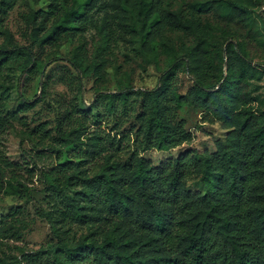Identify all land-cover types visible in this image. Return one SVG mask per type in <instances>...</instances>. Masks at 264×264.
Here are the masks:
<instances>
[{
  "label": "trees",
  "instance_id": "trees-1",
  "mask_svg": "<svg viewBox=\"0 0 264 264\" xmlns=\"http://www.w3.org/2000/svg\"><path fill=\"white\" fill-rule=\"evenodd\" d=\"M173 1L136 0L131 11L130 33L143 45L151 40L156 54L160 49L168 57L161 87L142 93L138 102L132 148L122 147L124 140L131 141L130 134L118 142L98 132L87 136V142L82 139L91 120L100 125L109 118L112 128L120 126L134 106L130 100L135 93L130 88L97 92L92 107L81 101L56 118L51 152L60 161L61 154L71 150L80 161L68 159L41 173L49 209L39 207L36 215L48 223L50 238L30 262L37 263L35 258L42 255L54 264H264V118L249 107L255 101L249 87L264 79V65L254 64L244 42L234 37L223 41L224 50L208 37L197 36L196 46L185 53L154 39L164 31L196 34L202 14L211 9L232 23L240 15L238 22L248 26L251 35L259 33L257 21L242 2L197 3L174 12L165 8V3ZM127 2L50 0L47 11L25 8L19 15L25 25L22 36L29 43L20 44L5 22L13 10L26 7L25 0H0L5 36L0 44V147L14 122L22 121L20 113L45 100V84L40 87L44 95L33 101L24 99L22 91L24 81L43 76L49 64L35 49L41 52L84 35L90 24H97L92 13L98 4L114 11L110 20L121 26ZM258 19L264 26V9ZM111 29L108 22L101 27L107 43L117 37ZM224 53L227 73L213 85V71L219 72L216 61L223 60ZM63 60L73 67L82 88V75L101 66L86 64L78 52ZM181 68L191 76L195 101L205 105L228 132L217 141L213 154L187 152L155 167L140 153L154 148L167 151L189 140V134L174 123L175 113L186 101V95L171 90ZM14 73L20 74L22 99L15 110L9 109L14 87L8 79ZM103 102L105 112L94 113ZM41 126L39 132L45 135ZM22 168L0 148V192L35 201L32 191L36 189L23 181ZM6 172L11 173L10 179H5ZM192 181H198L203 190L189 189ZM0 264L6 263L0 259Z\"/></svg>",
  "mask_w": 264,
  "mask_h": 264
},
{
  "label": "rangeland",
  "instance_id": "rangeland-1",
  "mask_svg": "<svg viewBox=\"0 0 264 264\" xmlns=\"http://www.w3.org/2000/svg\"><path fill=\"white\" fill-rule=\"evenodd\" d=\"M119 1L121 0H107L106 4L111 5ZM222 1L226 0H174L171 4L165 3V8L178 12L183 9L188 10L197 3L218 4ZM231 1L242 2L249 7L251 19L257 21L255 29L259 30V33L251 35L248 26H243L238 22L240 15L232 23L220 18L211 9L208 13L202 14V27L197 29L196 34H173L164 31L154 38L155 41L163 40L167 46L175 45L182 53H185L196 46L197 36L208 37L217 47L223 46L226 38L234 37L236 41L244 42L254 64L264 65V26L258 19L260 11L264 9V0ZM49 4L50 0H25L26 7L13 10L5 22V27L20 44H28L29 41L22 36L25 25L20 18V11L25 8L47 11ZM135 7L136 0H128L126 11L120 15L119 24L121 26H118L109 17L114 11L110 8L102 9L103 6L98 4L92 13L97 24L95 26L90 24L84 35L69 39L60 46L46 47L41 52L38 48L35 49L39 52V58L49 64L43 76L24 81L22 91L24 99L33 101L36 96L44 95L40 87L42 88L45 84V100L28 112L20 113L23 117L22 121L14 122V129L0 147L8 160L21 164L23 168L19 171L20 176L24 177L23 181L30 188L36 189L32 191L35 201H26L17 196L6 195L4 191L0 192V259L6 264H54L52 259L42 255L35 258L37 263L30 262L29 259L46 248L50 238L48 223L36 215L39 207L49 209L45 193L42 192L44 189L42 171L54 168L68 159L80 161L71 150L67 153L63 152L60 161L57 155L51 152L53 138L56 136V118L59 114L62 115L81 101L92 107L91 103L95 101L97 92L111 93L118 87L130 88L135 93L132 96L134 100H130L134 106L123 118L120 126L117 129L112 128L113 124L109 123V118L102 121L100 125H94L95 121L91 120L88 122V132L82 139L87 142V136L98 132L105 139L113 138L118 142L126 134H130L131 141L124 140L122 147L133 146L134 131L138 123L135 120L138 102L141 100L142 93L161 87L163 81L161 74L168 65V57L160 53V49L156 54L151 40L143 45L138 36L130 33L133 22L131 11ZM107 22L112 28L111 31L117 36L110 43H107L105 34L101 31V27ZM1 29L0 27V44H3L5 36L1 34ZM223 30L229 31V34L224 35ZM226 48V45L223 46L224 50ZM76 52L84 58L86 64L101 65L98 68L93 66L82 75L83 88L80 87L81 81L73 67L63 60L73 57ZM216 63L219 72L213 71V75H216L211 81L213 85L227 73V54L224 53L223 60H217ZM177 74V80L171 90L186 95V101L183 108L175 113L174 123L189 134V140L167 151L154 148L140 153L141 157L150 161L155 167L175 160L187 152L213 154L217 150V141L224 139L228 132L224 124L217 120L205 105L195 101L191 76H187L183 68ZM19 75V73H14L8 76L14 87L9 109H17L22 100L18 92ZM249 92L251 98L255 100L249 107L264 118V79L260 82L253 81ZM103 104L104 102L99 104L98 109L93 110L94 113H104ZM40 126L46 131L45 135L40 134L38 128ZM37 128V133H35L34 130ZM128 151L130 154L133 152L132 149ZM38 155H41L43 160H40ZM129 155H124L122 160H126ZM10 178L11 173L6 172L5 179ZM188 187L195 192L203 190L198 181L188 183ZM16 211L21 214L15 215Z\"/></svg>",
  "mask_w": 264,
  "mask_h": 264
}]
</instances>
